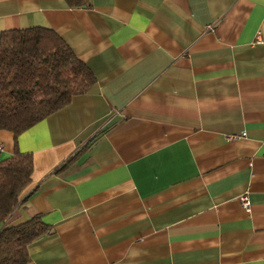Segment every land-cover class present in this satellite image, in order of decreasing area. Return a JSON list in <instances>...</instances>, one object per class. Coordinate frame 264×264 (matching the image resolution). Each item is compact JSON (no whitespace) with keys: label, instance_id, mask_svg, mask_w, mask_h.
<instances>
[{"label":"crops","instance_id":"obj_1","mask_svg":"<svg viewBox=\"0 0 264 264\" xmlns=\"http://www.w3.org/2000/svg\"><path fill=\"white\" fill-rule=\"evenodd\" d=\"M31 26L95 83L17 137L26 264H264V0H0Z\"/></svg>","mask_w":264,"mask_h":264},{"label":"trees","instance_id":"obj_2","mask_svg":"<svg viewBox=\"0 0 264 264\" xmlns=\"http://www.w3.org/2000/svg\"><path fill=\"white\" fill-rule=\"evenodd\" d=\"M95 83L90 68L52 29L42 26L0 31V130L13 136V153L0 160V264H26L28 248L50 235L40 214L23 222L6 220L23 201L32 155L17 148V137L67 105Z\"/></svg>","mask_w":264,"mask_h":264},{"label":"built area","instance_id":"obj_3","mask_svg":"<svg viewBox=\"0 0 264 264\" xmlns=\"http://www.w3.org/2000/svg\"><path fill=\"white\" fill-rule=\"evenodd\" d=\"M233 137H237V136H233ZM3 149V146L2 144L0 143V151ZM240 202L242 204V206L245 208V209H248L249 208V201H248V198H247V195H242L240 197Z\"/></svg>","mask_w":264,"mask_h":264},{"label":"rangeland","instance_id":"obj_4","mask_svg":"<svg viewBox=\"0 0 264 264\" xmlns=\"http://www.w3.org/2000/svg\"><path fill=\"white\" fill-rule=\"evenodd\" d=\"M2 144V143H1Z\"/></svg>","mask_w":264,"mask_h":264}]
</instances>
